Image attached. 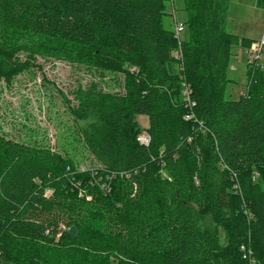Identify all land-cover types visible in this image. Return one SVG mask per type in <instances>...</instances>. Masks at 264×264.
<instances>
[{"label":"trees","instance_id":"obj_1","mask_svg":"<svg viewBox=\"0 0 264 264\" xmlns=\"http://www.w3.org/2000/svg\"><path fill=\"white\" fill-rule=\"evenodd\" d=\"M170 1L0 0V89L38 57L85 67L63 96L95 162L0 133L1 263L264 264V68L227 99L231 46L253 44L230 0H184L180 42Z\"/></svg>","mask_w":264,"mask_h":264},{"label":"rangeland","instance_id":"obj_2","mask_svg":"<svg viewBox=\"0 0 264 264\" xmlns=\"http://www.w3.org/2000/svg\"><path fill=\"white\" fill-rule=\"evenodd\" d=\"M184 0H171L167 10V26L175 30V23H184L186 14ZM227 30L241 38L250 39L254 44L264 42V9L259 8L256 0H230L227 18ZM187 28L180 33L185 38ZM232 56L227 67V77L232 82L227 87L226 98L238 99L247 91V65L250 48L242 44L231 46ZM32 72L19 75L11 84H3L0 89V133L17 142L35 146H44L69 155L77 169L86 171L95 167V162L84 146L77 139V127L70 115L69 107L63 94L72 99L71 92L79 82L86 84L91 79L83 66L52 58L38 57ZM258 64L264 68V52ZM110 80V76L107 77ZM108 87L117 89L110 82ZM109 89V88H108ZM136 120L143 128L149 125L145 115H137ZM88 200L92 196L79 191ZM205 226L212 227L209 215L203 216ZM65 230L60 225L54 233L58 237ZM0 264H10L3 262Z\"/></svg>","mask_w":264,"mask_h":264},{"label":"built area","instance_id":"obj_3","mask_svg":"<svg viewBox=\"0 0 264 264\" xmlns=\"http://www.w3.org/2000/svg\"><path fill=\"white\" fill-rule=\"evenodd\" d=\"M185 30V24L180 22V23H175V33L176 36L178 38V41L180 42L181 38H180V33H182ZM264 52V42H260L259 44H252L250 47V57H249V63L251 64H258V61L260 59L261 53ZM177 58L178 59H182V54L179 51L177 53ZM188 90V89H187ZM186 90V92H187ZM188 118H190V116H188ZM137 141L141 144V145H149L150 141H151V137L150 134L147 131H143L141 132L138 136H137ZM102 188L104 190H109L110 188L108 187L107 184L103 183L102 184ZM54 229L50 228L46 230V234H50ZM241 250H243V252H245V247L242 246Z\"/></svg>","mask_w":264,"mask_h":264},{"label":"water","instance_id":"obj_4","mask_svg":"<svg viewBox=\"0 0 264 264\" xmlns=\"http://www.w3.org/2000/svg\"><path fill=\"white\" fill-rule=\"evenodd\" d=\"M70 232L74 234V233L76 232V229H75L74 227H72V228L70 229Z\"/></svg>","mask_w":264,"mask_h":264},{"label":"crops","instance_id":"obj_5","mask_svg":"<svg viewBox=\"0 0 264 264\" xmlns=\"http://www.w3.org/2000/svg\"><path fill=\"white\" fill-rule=\"evenodd\" d=\"M253 44H254V42H253Z\"/></svg>","mask_w":264,"mask_h":264}]
</instances>
